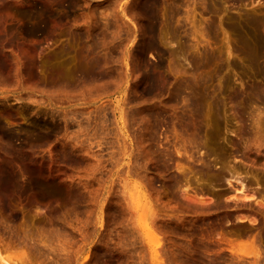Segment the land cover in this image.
<instances>
[{
  "label": "rangeland",
  "instance_id": "rangeland-1",
  "mask_svg": "<svg viewBox=\"0 0 264 264\" xmlns=\"http://www.w3.org/2000/svg\"><path fill=\"white\" fill-rule=\"evenodd\" d=\"M12 260L264 264V0H0Z\"/></svg>",
  "mask_w": 264,
  "mask_h": 264
},
{
  "label": "bare ground",
  "instance_id": "bare-ground-1",
  "mask_svg": "<svg viewBox=\"0 0 264 264\" xmlns=\"http://www.w3.org/2000/svg\"><path fill=\"white\" fill-rule=\"evenodd\" d=\"M95 63V62H94ZM96 63H98V62H96ZM96 63H95V65H96ZM99 64V63H98ZM97 64V65H98ZM95 65L94 66H91V68L89 67V69L87 70H83V69H80L77 73V75L79 76V78L81 77V78H83L85 81L87 80V79H92L91 77H93L94 75H96L97 74V77H101V76H98L99 74V71L96 69V67H95ZM98 68V67H97ZM97 71H96V70ZM104 73V72H103ZM100 74H101V72H100ZM105 74V73H104ZM95 78V77H94ZM83 79H80V80H82L83 81ZM121 115V114H120ZM120 117V116H119ZM120 119V118H119ZM120 122H123V119H122V121H120ZM124 124V123H123ZM121 125V124H120ZM121 128V127H120ZM122 129V128H121ZM138 189V187H135V189ZM141 190V189H140ZM133 191H137V190H133ZM132 191V192H133ZM131 192V193H132ZM138 192V191H137ZM130 193V198H131V201H132V203L134 202V201H136V203L137 204H134V206H137L139 209H140V211H139V209H138V211H139V213H140V216H138V218L140 217V229L142 230V232H143V235L148 239V241H150V242H148V243H150V246H151V248H152V251L154 252V253H156L157 251H156V249H157V247H155V244L158 242V240H157V238H156V236H155V234H154V232H153V229L151 228V226H150V222L147 220V218H146V215H148V214H144L145 213V211H146V208L145 207H148V209L150 210V204H149V201H146L145 199L146 198H144V200L142 201L140 198L142 197H139V195H135L136 194V192H134L133 194H131ZM141 193V192H140ZM138 194V193H137ZM145 194V193H144ZM135 195V196H134ZM146 196V195H145ZM145 201L146 202H148V204H149V206H146V204L147 203H145ZM145 205V206H144ZM135 209H137L136 207H135ZM148 213V212H147ZM137 218V220L139 221V219ZM141 232V233H142ZM156 248V249H155ZM157 254V253H156ZM153 257H156V256H153ZM158 257V256H157ZM156 257V258H157ZM158 259V258H157ZM154 260V259H153ZM13 261V260H12ZM14 262V261H13ZM14 264H16V261L14 262Z\"/></svg>",
  "mask_w": 264,
  "mask_h": 264
}]
</instances>
